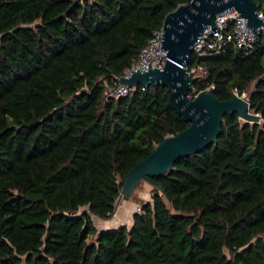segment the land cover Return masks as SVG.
<instances>
[{"label": "trees", "instance_id": "trees-1", "mask_svg": "<svg viewBox=\"0 0 264 264\" xmlns=\"http://www.w3.org/2000/svg\"><path fill=\"white\" fill-rule=\"evenodd\" d=\"M189 2L0 0V264H264V124L237 114L216 143L152 178L164 195L153 189L130 228L92 220H107L127 172L189 126L165 87L104 97ZM196 66L189 99L245 94L264 120V34L248 54L193 52L186 70Z\"/></svg>", "mask_w": 264, "mask_h": 264}, {"label": "water", "instance_id": "water-1", "mask_svg": "<svg viewBox=\"0 0 264 264\" xmlns=\"http://www.w3.org/2000/svg\"><path fill=\"white\" fill-rule=\"evenodd\" d=\"M231 11L245 19V29L257 31L264 25L254 0H190L187 5L177 7L164 17L159 38V50L166 54L162 69L131 71L128 77L118 79L120 85L130 89L138 85L167 88L171 107L189 126L176 135L165 137L153 147L146 159L127 172L114 211L120 200H128L142 182L157 188L164 195L163 189L152 178L171 171L177 160L216 143L225 114H237L242 124L260 122V115L250 112L246 98L236 93L230 99L220 101L214 97L211 87L199 92L193 99L188 98V93L193 90V79L185 67L194 46L205 30L216 29L218 17Z\"/></svg>", "mask_w": 264, "mask_h": 264}, {"label": "built area", "instance_id": "built-area-1", "mask_svg": "<svg viewBox=\"0 0 264 264\" xmlns=\"http://www.w3.org/2000/svg\"><path fill=\"white\" fill-rule=\"evenodd\" d=\"M259 17L264 20V13L260 12ZM258 34H264V25L257 31L245 29V19L238 16L235 11H231L217 18L216 29L210 30L208 28L204 31L198 44L194 46L193 52L199 59L214 58L220 56L231 45L248 54L256 43ZM159 38H161L160 30L152 34V39L141 50L137 62L133 63L121 77H128L131 71L145 72L148 69H162L166 54L159 50L161 43ZM197 71H202L200 66H196L187 72L191 76ZM131 91L132 89L125 88L118 82L113 87L106 89L104 97L105 99L122 98L129 95ZM242 97L246 98V95L244 94ZM260 122L264 124V120L261 119Z\"/></svg>", "mask_w": 264, "mask_h": 264}, {"label": "rangeland", "instance_id": "rangeland-1", "mask_svg": "<svg viewBox=\"0 0 264 264\" xmlns=\"http://www.w3.org/2000/svg\"><path fill=\"white\" fill-rule=\"evenodd\" d=\"M258 124H261V122H259ZM152 190L153 188L148 184L144 182L140 183L135 188L128 200H124L123 198L120 200L116 207V210L107 220H100L99 218L92 216V220L96 228L99 231L105 229H114L121 226L130 228L132 224L133 213L139 211L142 204L150 202ZM155 190L158 189L156 188ZM91 240L92 238H90L88 241L90 242Z\"/></svg>", "mask_w": 264, "mask_h": 264}, {"label": "crops", "instance_id": "crops-1", "mask_svg": "<svg viewBox=\"0 0 264 264\" xmlns=\"http://www.w3.org/2000/svg\"><path fill=\"white\" fill-rule=\"evenodd\" d=\"M133 209V208H132ZM132 225V224H131Z\"/></svg>", "mask_w": 264, "mask_h": 264}]
</instances>
